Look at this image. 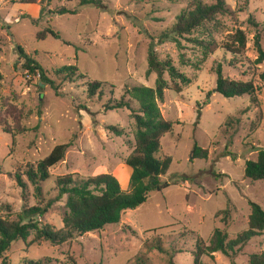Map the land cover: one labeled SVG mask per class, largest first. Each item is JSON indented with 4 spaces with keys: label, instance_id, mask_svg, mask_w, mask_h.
Returning a JSON list of instances; mask_svg holds the SVG:
<instances>
[{
    "label": "rangeland",
    "instance_id": "374dc122",
    "mask_svg": "<svg viewBox=\"0 0 264 264\" xmlns=\"http://www.w3.org/2000/svg\"><path fill=\"white\" fill-rule=\"evenodd\" d=\"M80 1L37 0L43 12L33 23L27 12L16 18L21 3L0 0V17L8 22L0 27V214L18 219L26 207L48 205L38 218L58 230L64 226L67 210L66 196L58 199L59 176L110 172L128 189L132 168L125 159L134 148V119L129 109L107 111L104 104L121 98L134 85L155 86L156 73L146 74L153 39L159 58L171 59L191 80L190 84L179 82L181 93L166 89L160 104L164 117L173 122L162 138L161 151L173 159L162 176L169 186L152 191L145 203L126 210L118 224L60 245L35 242L32 234L27 242H13L6 255L11 264H24L25 259L45 264H138L139 258L146 264H171V258L174 264H194L197 236L209 242L220 227L234 238L249 226V200L264 209V180L245 176L246 162L256 159L264 148V80L260 78L264 64L255 62L254 46L259 30L264 48V0H226L234 14L217 15L205 27L179 37L180 45L160 43L158 37L174 25L181 11L193 7L194 0H101L99 5H80ZM62 7L76 13L55 12ZM30 10L36 12V7ZM48 26L60 38L39 39L38 31ZM238 30L245 32L247 46L234 54L225 45L235 41ZM211 35L219 47L202 62L203 49L192 40H207ZM18 45L60 84L61 96L24 68ZM218 62L225 77L253 80L254 94L227 98L216 91ZM70 65L78 66L85 76L70 82L54 73ZM165 78L172 83L168 73ZM90 80L109 84L103 99L88 95ZM110 124L124 134L109 132ZM63 143L71 145L65 158L50 169L40 201L26 171ZM195 144L209 150L208 159H192ZM17 173L27 183L26 191ZM158 244L168 252H160ZM262 250L264 233L244 247L236 264H248L250 254ZM203 262L232 264L221 252L214 258L204 256Z\"/></svg>",
    "mask_w": 264,
    "mask_h": 264
},
{
    "label": "trees",
    "instance_id": "16d2710c",
    "mask_svg": "<svg viewBox=\"0 0 264 264\" xmlns=\"http://www.w3.org/2000/svg\"><path fill=\"white\" fill-rule=\"evenodd\" d=\"M12 3L35 4L37 0H8ZM102 4L101 0H81L80 5ZM43 8L41 7L40 14ZM58 14L76 12L62 7L55 11ZM234 14L232 7L226 0H215L214 3H205L203 0H194L193 7L181 11L177 16L174 25L167 31L162 32L158 37V42L174 41L181 44L179 37L191 34L199 27H205L206 23L212 21L217 15ZM33 23L38 19L27 15ZM252 24L258 28V24ZM60 38V34L50 26L38 31L37 37L45 39L48 36ZM203 49L204 62L209 54L214 53L219 45L210 36L207 40L199 38L192 40ZM68 43V42H67ZM69 44V43H68ZM247 46V37L243 30H238L235 41L225 45V48L234 53H242ZM254 46L257 52V64H264V48L261 44V33L258 30L254 37ZM18 50L24 59L23 66L31 74L39 75L44 84L50 85L57 96H61L60 84L52 79L43 66L32 54L27 53L20 45ZM2 47L0 45V57ZM200 65H198L199 67ZM56 76H63L64 81L73 82L80 76L79 67L76 65L64 66L54 70ZM156 73L155 86L144 84L134 85L126 88L124 95L117 98H110L105 104V110H116L127 108L131 111L134 119V148L125 159L126 164L132 168V174L128 189H123L118 178L110 172L100 173L91 176H79L70 173L57 178L58 199L66 196V212L63 218L64 226L56 230L51 224L44 223L38 216H43L47 212V206L35 205L26 207L18 214V219H11V216L0 214V258L2 264H11L8 252L13 242L17 240L28 241L34 234L33 241L46 240L54 245L66 243L77 236L90 231L101 230L109 224H118L122 220L124 212L128 209H135L145 203L152 191H161L169 186V183L162 180L172 165L173 159L169 155H161L162 138L173 128V122L164 117L160 104L164 101L165 90L172 89L178 93L182 92L181 84H190V78L174 65L171 59L161 60L158 56L154 39L148 50L147 76ZM168 73L171 77L170 84L165 78ZM217 75L216 91L227 98L242 95H252L255 92L253 80L242 81L233 80L224 75L223 64L218 62L215 68ZM260 78L264 80V69L260 73ZM3 74L0 71V80ZM181 84H180V83ZM108 83L100 80H90L87 83V92L90 97L98 96L103 99L105 88ZM113 87V86H111ZM210 95L208 96L209 99ZM208 103V101H206ZM106 129L117 136H122L124 130L116 125H107ZM70 143L56 145L51 152L37 164L31 165L26 176L34 187L36 197L41 201L43 198L42 184L50 177V169L61 162L66 155ZM209 158V150L202 148L198 144L192 150V159ZM0 170V174H1ZM245 176L252 181L264 180V148L259 149L257 158L246 162ZM16 179L20 186L27 190V183L21 174H16ZM251 213L249 216V226L238 233L234 238H230L229 233L220 228H215L209 242L202 236H197L196 246L193 251L194 264H204L203 257L214 258L217 252L227 256L232 264H236V258L249 242L264 233V209L252 200H249ZM9 208V206H6ZM8 212L9 209H7ZM160 252H168L162 245L155 246ZM24 264H45L44 260L25 259ZM138 264H146L144 258L138 259ZM171 264H174L171 258ZM248 264H264V250L250 254Z\"/></svg>",
    "mask_w": 264,
    "mask_h": 264
},
{
    "label": "crops",
    "instance_id": "0c3cea01",
    "mask_svg": "<svg viewBox=\"0 0 264 264\" xmlns=\"http://www.w3.org/2000/svg\"><path fill=\"white\" fill-rule=\"evenodd\" d=\"M7 1H8V0H7ZM9 2H10V1H9ZM16 3H19V2H16ZM32 6H35V7H36V12H32V11L30 10V8H31ZM40 11H41V8H40V6H39L38 4H22V3H21V7H20V9H19V11H18V14L16 15V18H18V16H19L20 14H22L23 12H27L29 15H31L32 17L35 18V17L39 16ZM5 23L8 24V22H6V19L0 17V27H1V28L3 27V25H4ZM131 174H132V173H131Z\"/></svg>",
    "mask_w": 264,
    "mask_h": 264
},
{
    "label": "water",
    "instance_id": "95a60500",
    "mask_svg": "<svg viewBox=\"0 0 264 264\" xmlns=\"http://www.w3.org/2000/svg\"><path fill=\"white\" fill-rule=\"evenodd\" d=\"M41 84H42V85H46V84H44V83H42V82H41Z\"/></svg>",
    "mask_w": 264,
    "mask_h": 264
}]
</instances>
